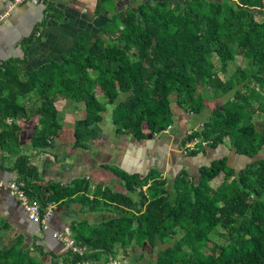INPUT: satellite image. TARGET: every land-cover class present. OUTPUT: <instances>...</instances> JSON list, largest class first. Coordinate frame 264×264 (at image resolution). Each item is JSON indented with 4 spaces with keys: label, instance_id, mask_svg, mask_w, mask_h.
Instances as JSON below:
<instances>
[{
    "label": "trees",
    "instance_id": "1",
    "mask_svg": "<svg viewBox=\"0 0 264 264\" xmlns=\"http://www.w3.org/2000/svg\"><path fill=\"white\" fill-rule=\"evenodd\" d=\"M103 33L96 39L80 36L60 60L33 70L25 69L26 56L0 63V170L17 175L15 180L43 209L68 200H80L90 208L122 207L118 217L82 233L75 229L76 243L87 251L81 256L65 251L63 263L99 261L96 249L133 241L155 252V264H264V159L258 158L264 147V0L143 4L137 13L115 15ZM239 57L246 67L229 74L228 64ZM199 84L204 93L197 95ZM92 86L101 88L106 103ZM58 98L83 105L82 118L74 121L78 146L101 138L105 104L113 105L109 124L115 134L139 141L167 130L173 124L174 106L198 117L204 100L223 99L182 143L200 141L198 153L190 156H205L225 145L251 162L236 172L224 156L200 167L194 180L187 182L181 172L171 183L154 171L140 177L115 169L125 193L95 192L102 199L92 202L85 197L89 185L80 180L41 187L32 183L39 174L28 155L16 154L8 165L1 153H12L10 141L18 147L21 124L34 117L41 129L33 134L30 148L49 147L61 126L54 106ZM255 114L261 119H254ZM222 173L230 180L213 185ZM135 195L139 205L133 201ZM148 222L155 226L151 234ZM8 229L0 221V264H43L40 248L27 245L21 235L3 244ZM211 236L225 243L216 246L217 255L208 257L201 248Z\"/></svg>",
    "mask_w": 264,
    "mask_h": 264
},
{
    "label": "crops",
    "instance_id": "2",
    "mask_svg": "<svg viewBox=\"0 0 264 264\" xmlns=\"http://www.w3.org/2000/svg\"><path fill=\"white\" fill-rule=\"evenodd\" d=\"M6 1L0 0V13L4 11ZM163 1L166 0H143V3ZM138 9L134 0H45L39 6L24 4L15 8L10 17L0 24V63L9 59L21 60L26 56L25 69L33 70L53 60H60L61 56L72 50L80 36L87 34L96 39L104 34V28L112 23L115 15L137 13ZM57 102L67 105L61 98ZM69 106H66L68 110L63 111L62 107L55 105L59 113L64 112L62 118H65L60 119V129L51 138L49 147L38 151L31 149L30 140L33 134L26 138V142L23 141V153L29 156L30 165L39 174L38 181L32 182L35 185L46 187L49 183H56L68 186L74 180H80L89 185L85 197L92 202L102 199L95 192L109 190L112 193H125L122 181L113 172L115 169L140 177L154 171L158 178L171 183L181 172L195 176L200 167L209 165L212 160L224 156L231 158L224 145L207 151L208 155L205 156L196 154L182 157L179 148L184 139V131L188 127L198 128L204 120L188 114L186 119V113L180 109L178 114L183 119L178 124L174 119L173 127L171 126L167 134H148L145 139L138 141L131 135L115 134V128L108 120L109 129L101 127V138L78 146L73 136L77 109L72 104ZM112 110L113 107L110 115ZM69 115H74L72 121L68 120ZM232 155L238 159L244 158ZM15 179L17 175L14 173L0 170V181L3 185ZM64 202L57 204L50 228L58 231L69 228L73 238L75 229L82 233L84 229L96 227L110 218L118 217L122 208L115 205L104 209L90 208L84 206L80 200ZM0 221L12 228L14 235H21L27 245L34 243L39 247L43 253L40 257L43 264H64L65 250L62 245L51 237L50 232L44 235L39 233L38 227L28 220L23 209L4 186H0ZM121 246L115 243L109 245L107 250L96 249L93 252L97 254L99 264H104L110 257L126 264H135L128 261V252L121 253Z\"/></svg>",
    "mask_w": 264,
    "mask_h": 264
},
{
    "label": "rangeland",
    "instance_id": "3",
    "mask_svg": "<svg viewBox=\"0 0 264 264\" xmlns=\"http://www.w3.org/2000/svg\"><path fill=\"white\" fill-rule=\"evenodd\" d=\"M170 1H173V0H170ZM174 1H180L182 2V0H174ZM136 6H138V8L140 6H142L144 3H143V0H134ZM149 6L153 7L156 3H148ZM121 28V26H120ZM214 64H215V67L216 69L218 70L219 68V62L214 59ZM241 67V68H244V66L246 67V63L244 62V60L241 59V57L237 58V60L235 62H231L228 64V73L229 74H232L234 72V70L236 69V67ZM219 77L224 79V76L219 73ZM92 92L98 97L101 99V101H104L105 103L107 102L106 100V97L102 94V90L99 86H92ZM203 86H201L199 84L198 87H196V94L199 95V94H203ZM206 94L208 96H212L211 94V91L209 89H207L206 91ZM60 99V98H58ZM57 99V100H58ZM57 100L55 101L54 103V106L56 105V107L58 108H61L62 107V110L65 111V110H68L69 108L66 107V106H69L72 104V102L70 101H67V105L66 106H63L62 104H58ZM223 99H219V100H214V101H206L204 100L203 101V104H204V108L202 110V112L198 115V118L201 119V120H207V118L209 117L211 111L214 109V108H217L221 103H222ZM30 105V104H28ZM73 107L76 106L75 108H77V113L75 114V120L76 119H79L80 117L82 118V111H83V105L81 104H77V105H74L72 104ZM115 105V104H114ZM108 104H105V112L102 113V116H103V120H102V123L100 124V127H105L106 129H109V126L107 127V124H108V120L110 119V109H112L113 105L109 106ZM27 108H29L28 106H26ZM70 107V106H69ZM178 111H179V108H177L176 106H174L172 108V113H173V120L175 119L176 123L178 124L179 121H181V119H183L179 114H178ZM59 119H61L64 115V112L63 113H59ZM180 116V117H178ZM73 117L74 115H69L67 118L69 121H72L73 120ZM65 118V117H64ZM62 118V120L64 119ZM186 119H188V115L186 114ZM254 119H261V117L258 115V114H255L254 115ZM62 120H60L62 122ZM193 122L195 120H192ZM60 122V123H61ZM7 123H10V120L7 121ZM195 123V122H194ZM174 124V123H173ZM197 122L195 124V126H197ZM20 125V123H19ZM21 131L19 133V145L18 147L13 145V143L10 141L8 142L9 143V146L10 148L12 149V153H9V152H2V156L8 160L9 164L8 165H11L15 159V155L16 154H21L24 152V145L27 141V137H29L31 134H36L37 132L40 131L41 129V126L39 125L38 123V118L34 117L32 120H30L28 123H23L21 124ZM172 126V125H171ZM195 126H192L193 128ZM36 127V129L34 128ZM173 127V126H172ZM199 127H200V124H199ZM190 130H194V129H190V127H188L184 132V137L186 135V133ZM169 132V131H168ZM167 132V133H168ZM167 133H157V134H153V135H163V134H167ZM10 135V133L8 134ZM24 141V142H23ZM185 141V140H183ZM184 143L181 144V147L179 148V151H182V149L184 148ZM225 146V145H224ZM22 147V149H21ZM226 149H228V147L225 146ZM229 152H230V156L231 158H227V163H228V166L233 168L236 172H238L241 168H243L247 163L251 162V160H249L248 158L246 159H238L237 157H234V154L233 151H231L230 149H228ZM197 151L196 153H198V150H195ZM194 151V152H195ZM210 150H208L209 152ZM191 153V152H190ZM190 153H188L187 155H184L182 153L181 156L184 157V156H188ZM227 153V152H226ZM208 155V154H207ZM228 157V156H227ZM258 158H262L264 159V147H263V150H261L258 154ZM217 159V158H216ZM215 159V160H216ZM207 160V159H206ZM185 173V172H184ZM185 176H186V173H185ZM196 177L195 176H192V175H187L185 178L187 180V182H190L192 180H194V178ZM172 179V178H171ZM230 179L227 178L223 173L220 174L216 179H214L212 181V184L215 185V186H218L219 184L223 183V182H226V181H229ZM164 181V180H163ZM166 181V180H165ZM121 184V183H120ZM109 191V190H108ZM138 191L137 190V194H138ZM143 193L147 194L148 193V190L146 189V187H144L142 189ZM183 192V191H181ZM139 195H135L133 197V201L139 205ZM65 203V202H63ZM84 209V208H82ZM129 216L130 214L132 213H128ZM146 225V229L148 231V233H153L154 230H155V226H154V223L153 222H148L145 224ZM8 232L3 236V239H2V243L3 244H8V242L10 241V239L14 236V231L12 230V228L9 227V229L7 230ZM218 231L219 232H222V229L218 228ZM225 243L224 240L220 239V238H217L216 236H211L209 237V241L207 242V244L201 248V251L203 252L204 255L208 256V257H213L215 255H217L218 253V250L216 248V246H222L223 244ZM32 246V245H30ZM160 247V245H158ZM129 247V248H128ZM163 247V246H162ZM165 247V246H164ZM120 250L122 251L121 253H126L128 252L129 254V259L128 261H131L132 263H135V264H155V257H156V254L153 250H151V248L148 247L147 244H143L142 246H137L133 241L130 243V244H127L126 246H121ZM119 260V259H118ZM123 263L126 264V262L123 261Z\"/></svg>",
    "mask_w": 264,
    "mask_h": 264
},
{
    "label": "built area",
    "instance_id": "4",
    "mask_svg": "<svg viewBox=\"0 0 264 264\" xmlns=\"http://www.w3.org/2000/svg\"><path fill=\"white\" fill-rule=\"evenodd\" d=\"M45 0H7L5 4L4 11L0 13V24L10 17L12 11L24 4H30L34 6H39L44 3ZM171 129V126H168L167 130L164 133H167ZM191 132L186 133L187 136H190ZM198 144L200 141L196 138L192 139L189 142H186L182 151V154L187 155L188 153L197 150ZM0 186L5 187L10 194V196L17 202V204L23 209L28 220L35 224L38 227V231L41 235H44L50 232L51 237L59 242L65 251H68L71 255H83L87 251V248L80 247L75 239L72 237V233L69 228H63L62 230H51L50 223L53 219L57 204H48L44 209L41 205L35 200L29 198L27 195L23 183H20L16 180H10L5 185L0 181ZM82 264H99L96 260H85ZM104 264H124L122 261L110 257Z\"/></svg>",
    "mask_w": 264,
    "mask_h": 264
}]
</instances>
